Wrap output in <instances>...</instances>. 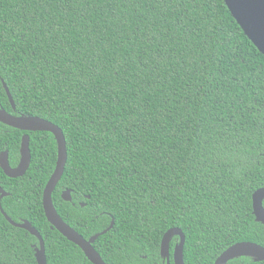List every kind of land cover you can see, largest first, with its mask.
Returning <instances> with one entry per match:
<instances>
[{
  "label": "trees",
  "instance_id": "obj_1",
  "mask_svg": "<svg viewBox=\"0 0 264 264\" xmlns=\"http://www.w3.org/2000/svg\"><path fill=\"white\" fill-rule=\"evenodd\" d=\"M0 105L63 129L54 204L87 239L115 220L94 242L108 264H167L172 227L186 235V264H214L241 241L264 245L253 212L264 187V54L225 0H0ZM25 133L27 172L12 178L0 166L3 209L40 231L48 264H93L44 212L53 133L0 121V150L15 165ZM36 246L0 208V264H38Z\"/></svg>",
  "mask_w": 264,
  "mask_h": 264
},
{
  "label": "water",
  "instance_id": "obj_2",
  "mask_svg": "<svg viewBox=\"0 0 264 264\" xmlns=\"http://www.w3.org/2000/svg\"><path fill=\"white\" fill-rule=\"evenodd\" d=\"M225 2L244 32L264 54V0H225ZM3 85L13 109L16 110L13 95L4 80ZM0 121L23 131H49L53 133L57 141L58 157L55 169L48 179L42 195V204L47 220L51 223L52 228H56L68 240L77 244L93 264H108L94 247V242L101 234L108 232L114 226L115 220H112L108 228L87 239L67 223L55 207L53 192L64 174L68 160L67 140L63 129L43 117L10 113L1 106ZM31 160L32 153L28 133L22 136L20 160L16 166L11 165L8 150L0 153V166L4 173L12 178L23 176L29 169ZM7 195H9V192L0 186V208L2 213L12 225L23 228L38 238L39 246L35 247L37 262L38 264H48L45 240L40 231L27 219L16 222L3 209L1 200ZM62 196L66 201H71V189L65 190ZM82 205H85V203H82ZM253 212L256 220L264 224V187L258 188L253 193ZM176 235L180 237V241L174 247V264H186L184 261L186 235L180 227H172L164 234L161 242V256L166 258L167 264H171V241ZM241 256H252L256 261H262L264 260V245L252 241L237 242L224 250L216 258L214 264H228L230 260Z\"/></svg>",
  "mask_w": 264,
  "mask_h": 264
},
{
  "label": "flooded vegetation",
  "instance_id": "obj_3",
  "mask_svg": "<svg viewBox=\"0 0 264 264\" xmlns=\"http://www.w3.org/2000/svg\"><path fill=\"white\" fill-rule=\"evenodd\" d=\"M1 106V105H0ZM2 107V106H1ZM7 110V109H6ZM8 111V110H7ZM10 112V111H9ZM11 113V112H10ZM4 150H8L9 151V149H3V150H0V153L2 152V151H4ZM9 159H10V152H9ZM20 160V159H19ZM19 162V161H18ZM18 162L15 164V165H12V166H16L17 164H18ZM65 190H67V189H65ZM65 190H63L62 191V194H63V192L65 191ZM71 195H72V189H71ZM63 197V196H62ZM71 201H73V195H72V200Z\"/></svg>",
  "mask_w": 264,
  "mask_h": 264
}]
</instances>
